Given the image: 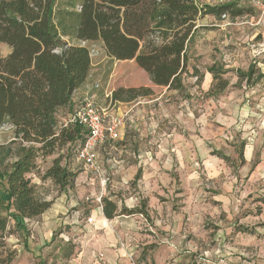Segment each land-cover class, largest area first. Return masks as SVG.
Wrapping results in <instances>:
<instances>
[{"label":"rangeland","instance_id":"1","mask_svg":"<svg viewBox=\"0 0 264 264\" xmlns=\"http://www.w3.org/2000/svg\"><path fill=\"white\" fill-rule=\"evenodd\" d=\"M197 2H234L249 12L237 17L207 15L198 22L183 74L187 89L178 91L174 100L187 125L177 129L184 137L186 156L181 160L155 156L177 119L162 111L157 118L159 109L154 111L157 102L153 101L152 130L149 139L143 136L142 147L145 150L147 144L154 159L142 162L139 180L138 173L122 175L115 162L120 140L108 139L97 148L104 183L77 161L79 143L39 158L32 173L36 193L54 202L43 215L25 222L24 228L9 219L0 234V264H264V76H260L264 74V13L251 0ZM84 45L92 53L89 78L71 104L58 110L57 121H65L90 101L127 115L122 128L126 129L135 122L136 106L148 98L120 108L106 94L119 87L149 86L155 97L165 88L155 85L135 60L111 58L101 41ZM10 51L0 44V57ZM213 65L227 70L224 77L229 80L228 88L218 95L202 89L201 76ZM250 66L256 72L247 81L240 72L246 73ZM14 139L11 125L0 127V153L6 163L17 158ZM60 154L62 164L78 172L74 188L63 190L51 178H43ZM100 197L111 198L121 209H145L149 217L120 216L108 223V230H101L97 228ZM75 200L78 204L68 207L66 214L56 206ZM74 209L81 210L75 229L64 223ZM90 215L95 218L92 223L87 222Z\"/></svg>","mask_w":264,"mask_h":264},{"label":"trees","instance_id":"2","mask_svg":"<svg viewBox=\"0 0 264 264\" xmlns=\"http://www.w3.org/2000/svg\"><path fill=\"white\" fill-rule=\"evenodd\" d=\"M248 12L234 2L211 5L197 0H0V44L11 49L0 57V127L11 125L18 145L17 158L10 163L0 153V234L9 219L24 228L25 219L41 216L53 204L36 193L32 173L37 160L72 143H79L77 154L87 139L84 128L60 127L56 118L89 78L92 53L86 42L101 41L115 60H135L155 85L182 89L187 50L199 20ZM208 70L214 78L210 93L224 92L227 70L217 65ZM255 72L250 66L240 76L249 81ZM153 94L149 86L119 87L110 99L132 102ZM77 176L62 164L60 154L43 178L66 190L75 187ZM102 205L108 219L120 213L148 214L126 207L118 212L117 202L109 197H102Z\"/></svg>","mask_w":264,"mask_h":264},{"label":"crops","instance_id":"3","mask_svg":"<svg viewBox=\"0 0 264 264\" xmlns=\"http://www.w3.org/2000/svg\"><path fill=\"white\" fill-rule=\"evenodd\" d=\"M205 4H208V3H205ZM196 68H199V66L196 65ZM201 77H202V89L205 91L210 90L213 86V83H214L213 75H211L210 72H207V73L202 74ZM82 87H84V85ZM160 87L165 88V90L155 97H153L154 95L146 97L148 99L144 100V103H141V105L136 106V108H135V122L133 124L128 123V126L126 127V129H122L121 138H120L121 143L118 146L119 160L115 161L117 163L118 167L121 169L122 175L128 173L129 176H131L132 173H133V175H135L136 173H139L140 174L139 178H141L142 169L144 170V167H142L143 166L142 162H147V163L150 162L149 159L151 157H152L151 158L152 160L154 159V157H153L154 155L149 152L147 144L145 145V150L142 147L143 146L142 141H144L143 136H145V134H146L147 138L149 139L148 135L150 133H148V132H151V130H152L151 126L149 124V121L152 118L151 113L153 112V110H152L153 106L151 105V103L153 101L157 102L156 103L157 105L156 104L154 105L155 106L154 111L156 112L157 109H159L157 112V114H158L157 118H161V116H160L161 113L159 111H162V115L167 114L171 118L175 117L177 119L176 124L172 125L169 128V130H170L169 136L172 138H170V137L165 138L161 141L160 144H158V145H160L161 150H159L158 152L156 151L155 156H158L161 159H167L168 158L169 160L170 159L172 160L175 156H177L181 160L184 158V156H186L185 155V151H186L185 146L186 145H185V141L183 139L184 137L182 136L181 131H177V129L181 130L182 128L187 127V125H186V121H184V118H183V112L175 109V106H174V104H176L174 102L175 98H177L176 94L181 89H169L168 87H165V86H160ZM81 88H79V89H81ZM182 89H184V90L187 89L186 79H185L184 75H183V88ZM184 90L182 92H184ZM106 96L110 99V95L106 94ZM164 100L165 101H172V102L165 104ZM137 101L138 100H135L132 102H114V104L115 105L119 104L120 108L121 107L124 108L128 104H131L133 102L135 103ZM110 102H113V101L110 99ZM164 104L166 106H164ZM166 107L169 108L168 112L166 110ZM145 141H147V139H145ZM247 152L250 154L251 149L248 148ZM250 157H252V153H251ZM248 159L251 160V158L246 157V160H248ZM148 170H150V168H148ZM153 170L154 169H152V172H155ZM146 173H148L147 170H146ZM154 174H158V172H155ZM164 175L167 176L165 178H168V175L166 173ZM139 178H137V179L139 180ZM60 200L63 201L62 199H60ZM77 204H78V202L75 200V201H72L70 205H68V203L60 202V204H56V206L58 208H60L59 211L66 214L69 212L68 207L69 208L70 207H76ZM117 205H118V212H120L124 207L121 209V207L119 206L118 203H117ZM156 206L160 207L159 201L157 202ZM126 208L131 209L132 207H126ZM132 209H136V208L133 207ZM98 215H100V217L98 218L97 228H100L101 230L102 229L108 230V228H109L108 223L113 222V220L118 221L117 218L120 216H123L124 218H131L133 216H135V217L143 216V214H141V213H131V214L120 213L117 216H115L113 219H108V218H106V216L104 214H101L99 211H98ZM89 217H91V215ZM146 217H149V215L147 214ZM80 219H81V210L74 209L65 217L64 223L70 224V226L73 229H75V227H77L75 224H77L80 221ZM29 221H30V219L24 220V222H29ZM120 221H124V220H120ZM36 226H38V224Z\"/></svg>","mask_w":264,"mask_h":264},{"label":"built area","instance_id":"4","mask_svg":"<svg viewBox=\"0 0 264 264\" xmlns=\"http://www.w3.org/2000/svg\"><path fill=\"white\" fill-rule=\"evenodd\" d=\"M251 1L264 13V0ZM126 116L88 101L85 105L76 108L65 121L59 123L60 127L79 125L85 129L87 139L77 150L76 159L82 162L87 170L100 176L103 183L105 180L102 179L104 175L99 163L97 148L108 139L112 141L120 140L121 129L125 125ZM99 202L101 203L100 210L104 214L101 197ZM87 222H94V217H89Z\"/></svg>","mask_w":264,"mask_h":264}]
</instances>
